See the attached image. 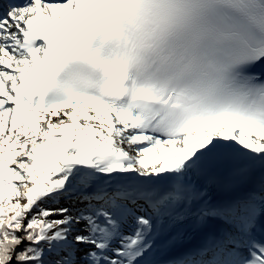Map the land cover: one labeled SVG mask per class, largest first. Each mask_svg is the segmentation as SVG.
I'll list each match as a JSON object with an SVG mask.
<instances>
[{
  "label": "snow or ice",
  "instance_id": "6c2138e0",
  "mask_svg": "<svg viewBox=\"0 0 264 264\" xmlns=\"http://www.w3.org/2000/svg\"><path fill=\"white\" fill-rule=\"evenodd\" d=\"M0 264H264V0H0Z\"/></svg>",
  "mask_w": 264,
  "mask_h": 264
}]
</instances>
